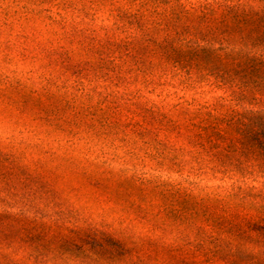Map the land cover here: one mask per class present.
Wrapping results in <instances>:
<instances>
[{"label": "rangeland", "instance_id": "rangeland-1", "mask_svg": "<svg viewBox=\"0 0 264 264\" xmlns=\"http://www.w3.org/2000/svg\"><path fill=\"white\" fill-rule=\"evenodd\" d=\"M0 264H264V0H0Z\"/></svg>", "mask_w": 264, "mask_h": 264}]
</instances>
